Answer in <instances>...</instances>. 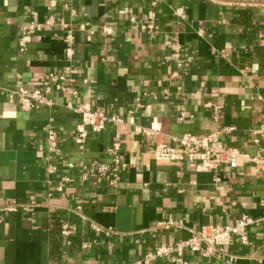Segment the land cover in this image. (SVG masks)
Instances as JSON below:
<instances>
[{
	"label": "crops",
	"instance_id": "obj_1",
	"mask_svg": "<svg viewBox=\"0 0 264 264\" xmlns=\"http://www.w3.org/2000/svg\"><path fill=\"white\" fill-rule=\"evenodd\" d=\"M157 1L0 0V87L35 88L49 72L71 70L77 91L52 90L50 106L25 112L0 90V264H132L203 225L260 215L264 176L246 160L196 170L186 159L156 160L152 150L157 140L234 126L219 144L264 157V136L253 143L251 134L264 124V0ZM149 10L155 19L147 30ZM61 22L73 30L70 58ZM68 102H87L121 122L90 133L79 154L71 135L79 116ZM154 125L157 136L140 133ZM48 128L58 139L51 159ZM114 141V184L82 180L78 166L109 165ZM248 237L250 245L235 242L226 253L235 264H264V226L250 227ZM184 261L224 264L191 253Z\"/></svg>",
	"mask_w": 264,
	"mask_h": 264
},
{
	"label": "built area",
	"instance_id": "obj_2",
	"mask_svg": "<svg viewBox=\"0 0 264 264\" xmlns=\"http://www.w3.org/2000/svg\"><path fill=\"white\" fill-rule=\"evenodd\" d=\"M157 0H151V5L156 6ZM180 14L181 11L174 10V14ZM148 23L143 26L144 29L150 30L152 22L155 19V13L149 10L146 14ZM47 21L46 24H50ZM61 25L66 28L64 35V42L67 45L66 57L70 58L73 54L71 44L73 41V30L68 25L61 22ZM86 23L78 25V29L85 30ZM39 29V26L32 27L31 25L25 26L27 32ZM107 34L110 30L103 28ZM19 51H24L25 43L20 39L18 43ZM69 73L63 72H49L46 80L42 83L43 86L35 88L16 87L14 89H7L0 87L9 100L17 103L22 111L30 112L40 107H47L51 105V101L47 95L53 90L55 92H68L71 96H76L77 91L74 90L73 84L75 79ZM68 109L73 110L79 116V122L71 130L72 140L75 148L79 154L85 151L86 142L90 133L101 132L107 123L118 124L121 119L116 116L107 115L101 108H92L89 103L81 102L73 107L68 102L66 104ZM214 113L217 114L219 107L213 108ZM182 120V117H179ZM235 130L234 126H222L216 128L208 134H191L185 133L180 137H172L169 142L164 140H157L153 146L152 155L156 160L175 161L186 159L195 164L196 170H211L216 169L220 165H227L229 168L234 169L237 166L239 159H244L249 162L258 174L264 176V157L256 154L249 156L248 154L240 151L238 148L230 145L219 144L220 138L230 135ZM140 133L152 134L157 136L159 129L157 126H152L147 130H141ZM254 136L253 143L258 142V137L264 136V124H261L251 130ZM119 143L112 142L106 148V154L110 158V164L92 162L89 165L80 164L78 166L82 180L87 177L94 176L98 179H105L109 184H114L115 178L118 174L119 164ZM181 149L183 153H178ZM45 152L47 159L58 152V139L57 134L53 128H48L45 135ZM48 172L53 171V167L49 166ZM213 182L216 184L218 178H214ZM260 215L256 218L248 214H242L232 224H207L203 225L196 230L191 231L189 238L185 240H178L176 242H168L157 245L156 247L147 250L141 259L136 260L132 264H149L151 261L159 258H168L172 264H186L184 256L186 253L197 254L202 257H212L224 264H235L234 256L226 253V250L235 242L247 246L251 242L248 237V229L255 225L264 226V196L258 201ZM13 209L9 206L8 209ZM175 226V222H159L156 227L170 228ZM91 228L103 234L112 233L109 228H102L93 225Z\"/></svg>",
	"mask_w": 264,
	"mask_h": 264
}]
</instances>
